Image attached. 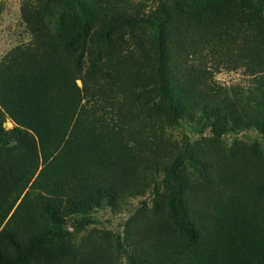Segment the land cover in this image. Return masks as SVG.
I'll use <instances>...</instances> for the list:
<instances>
[{
    "label": "trees",
    "instance_id": "trees-1",
    "mask_svg": "<svg viewBox=\"0 0 264 264\" xmlns=\"http://www.w3.org/2000/svg\"><path fill=\"white\" fill-rule=\"evenodd\" d=\"M130 7L39 0L0 60V264H264V145L221 139L264 137V0ZM140 22L153 55L113 45ZM176 124L209 134L178 144ZM145 192L121 231L82 234Z\"/></svg>",
    "mask_w": 264,
    "mask_h": 264
},
{
    "label": "rangeland",
    "instance_id": "rangeland-1",
    "mask_svg": "<svg viewBox=\"0 0 264 264\" xmlns=\"http://www.w3.org/2000/svg\"><path fill=\"white\" fill-rule=\"evenodd\" d=\"M158 1L160 0H131L132 7H130V9H134V6H138L140 15H146L150 13ZM38 2L39 0H0V60L13 47L30 42L31 34L27 28L25 16H27V12H34L35 9H32V7L37 6ZM24 6L26 7V12L23 13ZM120 31L123 32V35H121V37H118L119 35H117L116 38V34ZM131 32L134 34V38L133 36H130ZM113 35L112 42L114 46L118 47V41H120L125 45L128 43L129 46H127V49L129 48L135 53L141 55H153L152 34L147 24L140 22L135 28L124 26L121 30H117ZM137 41H140L142 48L137 49L138 47L136 44L132 45ZM210 62L214 63L213 60ZM213 78L226 86L233 84L249 85L251 82V78L243 72L242 68L229 69L222 67L219 71L214 72ZM77 83L80 85V81H77ZM4 125L8 128L13 125V122L10 119H7ZM168 131H170L169 135L171 139L177 141L178 144L182 141V137L185 136H187L189 142L192 143L198 140L203 141L209 134V131L206 130L200 135L194 129L183 127L180 124H176ZM221 139L227 144L232 143L234 140L251 142L253 139H258L260 143L264 145V137H262V135L255 129L241 130L237 133L228 132L222 135ZM150 200L149 192H145L139 197L128 199L125 205H122V207L116 212L111 211L109 208L98 209L92 213V216L95 217V223L89 225L84 231H82V234L92 228L101 231L108 229L113 232L121 231L122 224L135 211V209L140 206L142 202H146L147 204L150 203Z\"/></svg>",
    "mask_w": 264,
    "mask_h": 264
}]
</instances>
